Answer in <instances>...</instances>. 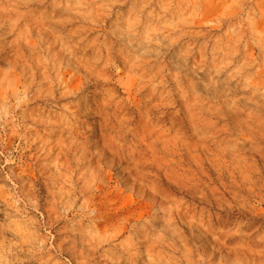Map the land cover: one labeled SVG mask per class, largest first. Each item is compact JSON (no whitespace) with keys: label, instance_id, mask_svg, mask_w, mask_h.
I'll list each match as a JSON object with an SVG mask.
<instances>
[{"label":"rangeland","instance_id":"obj_1","mask_svg":"<svg viewBox=\"0 0 264 264\" xmlns=\"http://www.w3.org/2000/svg\"><path fill=\"white\" fill-rule=\"evenodd\" d=\"M0 264H264V0H0Z\"/></svg>","mask_w":264,"mask_h":264}]
</instances>
